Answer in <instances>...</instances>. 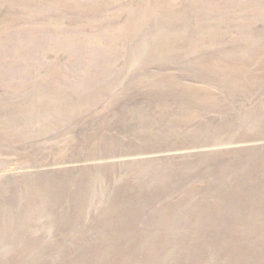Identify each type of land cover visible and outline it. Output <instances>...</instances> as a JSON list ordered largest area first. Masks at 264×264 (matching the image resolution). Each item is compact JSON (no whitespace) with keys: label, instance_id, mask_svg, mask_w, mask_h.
Returning a JSON list of instances; mask_svg holds the SVG:
<instances>
[{"label":"rangeland","instance_id":"374dc122","mask_svg":"<svg viewBox=\"0 0 264 264\" xmlns=\"http://www.w3.org/2000/svg\"><path fill=\"white\" fill-rule=\"evenodd\" d=\"M36 1L30 3V8L25 9L28 6H24V1H21L23 3L21 4L15 0H0V22L11 24L9 29L0 31V220L5 219L7 213L14 212L16 215L33 213L34 222L27 224V232L35 233L36 239L33 241L39 242L34 250L30 248L19 255L26 245L33 246L27 244L30 237L25 234L26 227L22 226L23 239L16 242L13 240L0 242V264H264V210L239 207V202L248 194L264 195V189L261 188L264 182L256 183L250 176L256 172L243 171L242 165L229 162L236 161L243 164L264 155L262 153L264 140L223 147L224 150L234 148L248 151L246 158L243 157L244 152H241L240 158L235 156L229 158L230 160L223 159V162H219V164H231L230 170L238 171L239 174L224 177L213 172V165L218 164V159L205 162L203 168L206 172H210L208 177L211 182V176L225 178L224 182L222 180L221 182L225 183L222 187L227 188L216 191L219 199L234 192L232 187L236 183L244 186L240 194L234 196L237 206L222 208L219 211V220L217 219L213 226L206 230L199 231L196 229L197 225H194L196 227L194 228L182 215L183 209L174 211L176 213L173 215L175 217L172 219V228L175 233L168 229L156 230L158 226L155 229L148 226L142 228L140 233L143 236L162 237L157 240V247L155 246L151 254L148 253L150 258L141 254L143 249L136 238L130 244L127 242L124 245L123 254H128L122 256L111 254L109 245L114 240L110 239L109 235L118 234L117 231L107 234L109 238L104 236L101 239L100 237L105 234L102 226H89L83 229V226L77 224L53 225V219L57 214H64L66 218L71 212L73 202L71 192L75 188L63 191L67 194L64 196L67 199L61 200L67 204L62 205L57 204V192L52 189L54 187L52 185L57 182L63 185V188L70 184L72 186L73 182L78 181L80 172L86 166L107 168L110 165L134 164L139 161L151 162L153 165L164 164L168 158L181 159L187 154L218 150L216 148L173 149V145L178 143V140L182 139L186 143L198 131L204 133L205 138L212 140L214 139L212 133L217 130L222 131L225 137L234 136L245 129L251 134L258 130L264 131L262 125L264 123V48L259 47V43L264 42V16H262L264 0H198L196 2L200 3L195 7L190 4L192 0H176L177 6L186 7L184 16L180 17L183 18L185 25L182 33L185 37L176 39L178 46L172 51L178 60L167 61V52L161 49L162 53H157L159 57L149 61L151 56L161 50L159 47L152 49L142 45V40L136 39L140 56L148 58L144 68L142 62L131 59L129 40H134L136 36L133 35L134 32H127V35L124 33L126 25L130 22L135 27L138 26L146 34L145 37L153 41L152 34L164 32L161 29L163 26L158 27L161 23L164 24V21L157 20L159 15L157 12H151V5L165 3L167 0ZM57 4L60 5L58 10L48 7L50 5L56 7ZM255 4H259L256 9ZM236 5L244 7L250 5L254 9L246 14L237 15L236 10L234 11ZM165 10L167 11L166 8ZM139 17L146 19L142 22ZM197 17H202L206 21L211 20L212 23L221 21V26L215 28L217 31L215 33L218 34H213V30L209 32L197 30L198 22L195 20ZM50 26L59 29L53 32L48 29ZM44 27H47V30ZM250 28H253L250 31L252 33L249 37L250 41L242 37V44L239 46L235 44L234 37L241 34L246 37L245 32H249L247 29ZM187 38L192 42L191 46H187ZM195 39L199 40L198 44L193 42ZM247 42L251 46H241L246 45ZM200 64L208 66L202 67ZM214 65H221L224 72H220L221 69L214 70L212 68ZM207 67H211L207 69L209 72L203 70ZM146 77L176 78L180 83L197 86L206 85V80L210 78L217 80L219 84L214 89L216 92L214 102L203 100L199 105L198 100L181 96V103H175L174 99L168 98L165 102L160 94L155 97L141 94L135 96L137 87L134 81ZM112 80L120 81V88L114 90V93L112 92L99 106L78 112L75 115L78 118L71 124L69 122L71 130L65 128L62 132L59 128L60 124H57L54 118L60 115L49 107L43 111L40 106L30 105L40 91L45 94L41 89H46L48 93L56 91L60 95L59 98L69 95L76 104L81 97L90 92L88 85L99 86L104 84L103 81ZM242 80L247 81V87H242ZM159 90L163 91V89ZM54 101L57 99L54 98ZM187 102L191 103L190 110L194 117L190 115L191 112L187 114L183 111ZM156 105L159 107L170 105L172 109L170 107L157 109L159 107L155 108ZM212 106L217 109H211ZM12 111L15 113L11 114ZM16 114H22V126L19 125L20 122H15V126H6L11 118L7 116ZM38 116L47 117L54 122L60 132L55 134L57 131L52 128V133L44 137L40 128L35 130L32 127V122L35 118L38 120ZM195 116L198 120L192 127L181 126L180 121L182 122L183 117L195 120L197 119ZM73 118H69V121ZM197 122L206 124L203 130L199 129L198 124L195 125ZM171 124L177 126L173 127ZM112 137H118L129 147L162 146L159 149L163 151L152 150L153 153L142 154L144 156L109 159L102 158L103 153L99 152L97 154L101 159L84 158L88 148L102 151L105 145L110 146L112 142L103 140ZM71 138H75L71 151L65 152L70 154V160L54 162L62 155L58 152L60 147ZM171 163L180 164L181 161L174 160ZM191 167L197 168L196 165ZM98 170L93 172L94 178L106 176L104 172L98 175L96 172ZM112 173L113 175L106 176L107 178L111 176L112 181H109V184L103 182V187L111 188V185L113 188L114 185L121 187L123 185L121 178L128 176L123 169ZM199 177L191 175L190 179L185 180L186 185H192V182L198 181ZM127 178L131 182L135 180L134 175ZM155 180L158 178L153 181ZM213 182H216L215 179ZM144 183H146L145 179L142 180L141 185ZM248 187L250 188L247 189ZM153 193L156 197L166 196L177 199L183 192L179 190L177 193L167 195L158 194L157 191ZM114 196L106 189L102 200L107 203L106 200ZM164 198L159 197L157 204L147 207L146 210L136 207L137 203H131L127 210L124 208V202H120L118 205L123 203L122 209L117 206L113 212L116 215L139 210L145 213L143 218L147 220L152 212L161 210ZM95 202L98 206L100 201ZM96 208L88 212L99 213L101 212L99 209H103ZM252 212V216H255L254 220L243 222ZM50 213H54L53 219L49 216ZM17 226L19 225H13V227ZM230 227H234L236 235L233 231L230 232ZM78 228H82L83 232ZM190 229H192V238L188 239L186 237L190 236ZM131 231L136 229L132 226L130 230L125 229L121 233L132 234ZM175 234L185 240L180 242L172 239L170 236ZM132 244L136 246L131 249ZM142 244L145 246L144 243ZM100 251H108L110 254L98 256ZM103 257L105 260L101 259Z\"/></svg>","mask_w":264,"mask_h":264},{"label":"bare ground","instance_id":"6f19581e","mask_svg":"<svg viewBox=\"0 0 264 264\" xmlns=\"http://www.w3.org/2000/svg\"><path fill=\"white\" fill-rule=\"evenodd\" d=\"M21 1H24V4H25L24 6H28L25 9L30 8L29 7L31 5L30 3L37 2L36 0H15V2H20L21 4H23ZM192 1L193 2H191L190 4L191 5L193 4L192 6L194 7L200 3V2H196L198 0H192ZM255 5H256L254 7L255 9L259 7V4H255ZM151 6H152L151 12H157V14L159 15V17H157V20L164 21V24L161 23L160 25H158V27L163 26L161 29H163L164 32H161V33L159 32L158 34H152L153 36L151 38L154 37V40L152 41L148 39V37H145L146 34L144 33L142 29H139L138 26L135 27V25L130 22H128V24L126 25L125 31H124L126 35H127V32H130V33L134 32L133 35H135L136 37H134V40H129V48H130L129 53L131 54V59H133L134 61L138 60L142 62L143 68L146 67V65L144 64L148 62V58H144L143 56H140L141 54H140V49L138 48L139 46L136 45V42L138 39L142 40V45L143 44L147 45L148 47L152 49H156L158 47L160 50L163 49L164 52H167L166 53L167 61L174 62V60H178L176 58V55L172 53V51L178 46L176 39L185 37L182 35L185 25H184V22L182 21L183 18L180 19V17L184 16L183 12H184V9L186 8L185 6L184 7L177 6L176 0H167V2L165 1V3H154ZM48 7L52 9L57 8L56 10L60 9V5L58 4L56 7H51V5ZM146 7H148V5H146ZM165 8L167 9V11L165 10ZM235 8H234V11L236 10L237 15L246 14V12H248L249 10L254 9L250 5L246 7L236 5ZM149 9H150V6H149ZM149 9L147 8L148 11H150ZM259 9L263 10V8H259ZM165 11L166 13L169 12L168 15L166 16H165L166 14ZM138 19L144 22L146 17H139ZM195 20L198 22L197 30H202V32L203 31L209 32V30H213V34H218V33H215L217 32L215 28H218L219 26H221V23H222L221 21H218V20L212 23L211 20H209L210 21L209 22V21L204 20L202 17H197ZM170 24H172V26ZM10 26H11L10 23L0 22V31L3 32L4 30L9 29ZM44 28L47 30V27H44ZM48 29L50 31L55 32L59 28L58 27L53 28L52 26H50L48 27ZM251 30H253V28L247 29V31L249 32H245L247 33L246 37L244 36V34H241L240 36L239 35L235 36L233 39L235 41V44H238V46L242 44V39H243L242 37L250 41L249 37H251L252 35V33H250ZM186 40H188L187 46H191L192 42L190 41V39L187 38ZM193 42H195V44H198L199 40L195 39V41ZM43 43L46 44V42H43ZM259 44L260 46L259 45L257 46L264 48V42H260ZM241 46H251V44L247 42L246 45H241ZM157 53H162V50L157 51L156 55L153 54L155 57L151 56V59L149 61H154L155 59H157L159 57V54ZM200 65H202V67L208 66L205 64L204 65L200 64ZM220 66L221 65H216V66L214 65V67L212 68H214V70L217 69L219 71L221 69ZM208 68H211V67L204 68L203 70L208 71L207 70ZM220 72H224V70L221 69ZM208 79L209 80H206V85H202V86H197L193 84H183V83L178 82L176 78L146 77L142 79H137V81H134V83H136L135 86L137 87L135 96H138L141 94V95H147V97L149 95H153L152 97H155V95L160 94L164 101L167 98L172 99V100L174 99L175 103H181L180 102L182 99L181 96H183V97L193 98L196 101L198 100L199 102L197 101V103H199V105L200 103H203V100H207V102L208 101L214 102V97L216 94L214 89L218 86L219 82L215 79H210V78ZM103 83H104L103 85L100 84L99 86H97L96 84H92V86L88 85V88H90V92H87L86 95L81 97L79 102H77L76 104H74L75 101L73 97L69 95H67V97L65 96V98L64 96H61L59 98L60 95L56 91L55 93L54 92L48 93L46 89H41L42 92L43 90L45 91L44 92L45 94L41 93L40 91L39 94H37L34 97V99H32L33 101L30 102V105L31 107H33L32 105L40 106V109H42L43 111L44 110L46 111L49 107L50 109L53 110V112L60 115V117L58 116L57 118L55 116L54 118H56L55 122H57V124H60L59 128L62 129V132L65 128H68L69 130H71L69 128L71 126L70 124L78 118V117L76 118L75 116L77 115L78 112L93 109L94 107L99 106L102 101H104L109 95L112 94V92L114 93V90L119 89L121 86V83L118 80L103 81ZM241 83H242L241 84L242 87L248 86L247 81L245 80L244 81L242 80ZM159 89H163V91L161 92ZM122 95H127V94L122 93ZM54 98L57 99V101H54ZM184 104H186V102ZM157 107H159V105H156L155 108ZM160 107H163V109H165V107L169 109L168 107H170V109H172L170 105L169 106L164 105ZM160 107L157 109H160ZM190 107H191V103L187 102V106L183 107V111L189 114L191 112ZM198 107L199 106H197V108ZM197 108H195V110ZM210 108L213 110L217 109V107L215 106H212ZM14 113L15 111L11 112V114H14ZM6 114H9V113H6ZM190 115L194 117V114H192V112L190 113ZM7 117L8 118L11 117V118H10V122L6 126H10V125L15 126V122H20L19 125L22 126V123H21L22 114L20 115L16 114V115L7 116ZM69 118H73L74 120L71 119V121H69ZM197 120L198 118L195 120H192L190 118L183 117V120L182 122L180 121V123L182 127L186 126L189 128V127H192L194 122H196ZM196 124H198L197 126H199L200 130H203V127L206 125L205 123H201V122H197L195 123V125ZM174 125L177 126L176 124ZM174 125L171 124V126L173 127ZM262 125L264 127V123ZM32 127L33 129L40 128V131H42L41 134L44 137H47L52 133V128H55L54 130L57 131V133L55 134H58L60 132L59 129H56L58 125H56L54 122L47 119V117H43V116H38V120L35 118V121L32 122ZM257 128H259V126H257ZM245 130L244 131L240 130V132L230 137L223 136L224 133L220 130H217L216 132L212 133L213 138H214L213 140L205 138L204 133L200 131L193 134L194 136H191L186 141V143L182 139H180L177 141L178 143L173 145V149L175 150H187V149H200L201 150V149H207V148L208 150L209 148L218 149L214 151L212 150L203 151L197 154H194V153L187 154L181 158L182 160L168 158L166 163L164 164L159 163V164H154V165L151 164V162H140L139 161V162H135L134 164L110 165L107 168L105 167L95 168L91 166H86L80 172L78 181L76 183L73 182L72 186L70 184L71 187L68 186V187L63 188V185H60L58 182L52 185V187L54 186L52 189L57 192V195H56L58 197L57 204L59 203L60 205L64 203L67 204L66 202H64V200L63 201L61 200L64 198L67 199V197H64L65 195L67 196V194L63 193V191L72 190V188L76 189V190L73 189L71 192L72 199H73L72 209H71V212L68 213L66 218L64 214H61V215L57 214L55 217H54V213H50L51 215L49 214V216H51L52 219L54 217L53 222L55 224L53 223V225H57L58 223H61V225L62 224L64 225L65 224L67 225L77 224L78 226H83L84 227L83 229L89 226L90 227L91 226H97V227L102 226L105 230V234L100 238L102 239L105 236V238L110 237V239L114 240V242L110 243L109 245V252H111V254L113 253L118 256L128 254V253L123 254V250L125 247L124 245L127 242H129L130 244V242L133 241L134 238H136V240L139 241L141 244V248L143 249L141 254H144L145 256H148L149 255L148 253L151 254L155 246L157 247V240L162 237L143 236V234L140 233L142 232V228L145 229L148 226V227H153L155 229L157 228L156 226H158L156 230L163 231L165 229H168L172 231L173 230L172 219H174L175 216L173 215L176 213L174 211L178 209H183L182 215L185 216V218L188 221H190L191 225L193 226L197 225V228L195 226L194 228L199 229V231L206 230L210 228V226H213L215 221L218 219L219 211L222 208L237 206V203L234 200V196L239 195L240 192L244 189V186H242L239 183H236V185L232 187L234 192L229 194L231 195L230 197L228 194H226V197L222 196L223 198L219 199L220 198L218 196L219 194L216 191L217 190L221 191L227 188L226 186L222 187V185L225 184L223 183L225 178L222 179V177L218 178L217 176H211L212 178V182H211L210 178L208 177V174H210V172H206V170H204L203 168V165L205 164L207 160L213 161L214 159H218L219 160L218 164L213 165L214 173H218L219 175L222 174V176L224 177H228L234 174H239L238 171L230 170L231 167H229V165L231 164H228V165H226L225 163L219 164V162H223L222 161L223 159L230 160L229 158H233L235 156L237 157L239 156L238 158H240L239 153L244 152L241 149H234V148H229V150H224L223 149L224 146L228 147L229 145L232 146V145H239V144H245L249 142H257V141L264 140V131L258 130V132L251 134V133L246 132ZM225 133L228 134V132H225ZM74 140L75 138L73 139L71 138L65 143L64 146L60 147V150L58 152H60L62 155L56 158L54 162L60 163V162H66L70 160V154L68 155L65 152L70 150L71 146L73 145ZM103 141L112 142V143L110 146L105 145L104 147H102V151L88 148L84 158L85 159H101L100 157H98V154H97L99 152L103 153L102 158L109 159V158H115V157L122 158V157H132V156L134 157L144 156L142 154L146 155L147 153H153L152 150H154V152L163 151V149H159L162 146H154L155 148H152V146H146V147L139 148L138 146L133 145L129 147L128 145L124 144V142H122L118 137L116 138L112 137L111 139L104 138ZM114 142H117V144H114ZM262 153L264 154V152ZM247 155H248V151H245L243 154V157L246 158ZM174 160L181 161V163L172 164L171 162ZM229 162L237 164V165H242L241 168L243 171H249L252 173L256 172V174H250L252 180L255 181L256 183L264 182V155L257 156V159L250 160L243 164H240L236 161H229ZM192 165H196L197 168L191 167ZM189 168H192V169H189ZM120 169L125 170L128 176L134 175L135 177V180L133 181L134 183L129 181L130 179L127 178L128 176H126L125 178H121V181L123 183L121 187L116 186V185H114L115 189L113 188L112 185H111V188H109V186H106L107 188L103 187L104 183H108L109 181L110 182L112 181L111 176L110 178L106 177L107 174L113 175L112 173L113 171L115 170L118 171ZM95 170H98L96 171L98 175H101L104 172L106 176L98 178V179L94 178L93 172ZM203 171L205 173H202ZM191 175H193L194 177H199V176L200 177L198 178L199 179L198 181L192 182L193 184L189 186V184L186 185L185 180L190 179ZM155 178H158V180L153 181ZM143 179L146 180V183L141 185ZM213 179H215L216 182H213ZM239 179L242 181L240 177ZM221 180L223 182H221ZM249 188L250 187H248L247 189ZM261 188L264 189V186ZM106 189H108L109 192H111L112 196L115 195L114 197H109V199L106 200L107 203L102 200V197L104 196ZM179 190H182L183 193L181 197L177 199H173L172 197H166V196L156 197L153 193L154 191H157L158 194L162 193V194L167 195V194L177 193ZM159 197H165L164 198L165 200L161 204V207H160L161 210L159 212L158 211L152 212V214L148 215L147 220L143 218L145 213L139 212V210L138 211L134 210V212L132 213L123 212L121 214H116V215L113 212V209H115L117 206H119L120 209H122L123 203L122 205L121 204L118 205L120 202H124L125 204L124 208H126L127 210H128V206H130L131 203L133 204L137 203L136 207L146 210L147 207L156 205ZM230 199L233 201H231ZM97 200L100 201L98 206H96L97 202H95ZM227 202H233V203L229 204ZM96 207H98V209L99 208H103V209H99L101 210V212L99 213L88 212V210L92 208L97 209ZM239 207L240 208H260L264 210V195L257 196L253 194L251 195L248 194L243 200L239 202ZM252 215H253V212L252 214H249L247 219H244L243 222H249V221L252 222L255 218V216H252ZM34 217L35 215L33 213H19V215H16V213L14 212L7 213L6 218L3 220H0V242H3L5 240H13L14 242H16L18 240L23 239V234L21 233V230H22L21 227L24 226L26 227L25 234H27V237L28 235L30 237L29 239L30 241L27 244H33V246L26 245V247L23 248V251L19 252V255H22L24 251L29 250L30 248L34 250V247H36L37 244L39 243L38 241L36 242L33 241L36 239V234L27 232L28 230L27 224L34 222L33 220ZM15 224L19 226L13 227V225ZM132 226L136 229V231H131L132 234H126V233L122 234L121 233V232H124L125 229L130 230ZM190 227L193 228L192 226ZM78 229L83 232L82 228H78ZM229 230L230 232L235 231L234 227H230ZM113 231H117L118 234H113V236L109 235V237H107V234H110ZM172 233H175L174 230ZM189 235L190 236H187L186 238L188 239L192 238V229H190ZM170 237L178 241L185 240L184 238L180 239V237H178V234H175L174 236H170ZM152 242H155V243H152ZM142 243H144L145 246ZM135 246L136 245L132 244L131 249L134 248ZM146 250L148 252H146ZM109 252L100 251L98 256L102 254L107 255ZM156 255L158 254H155V256ZM148 257L150 258V256ZM101 259L105 260V257Z\"/></svg>","mask_w":264,"mask_h":264}]
</instances>
